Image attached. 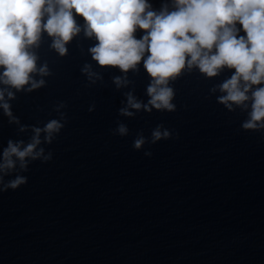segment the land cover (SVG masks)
Masks as SVG:
<instances>
[{"label":"water","instance_id":"95a60500","mask_svg":"<svg viewBox=\"0 0 264 264\" xmlns=\"http://www.w3.org/2000/svg\"><path fill=\"white\" fill-rule=\"evenodd\" d=\"M146 3L155 13L177 7L176 0ZM74 19L80 31L65 55L52 46L60 38L43 28L28 47L37 70L47 68L30 73L43 86L17 91L0 83V103L11 113L0 107V153L10 140L27 145L33 129L51 120L63 125L51 143L41 131L36 151L44 152L27 157L26 169L13 156L3 175L0 187L17 176L26 183L0 192V264H264V130L242 128L251 99L231 109L219 102L235 69L208 77L186 61L166 85L175 109H156L144 68L150 53L127 72L101 66L90 51L95 35H86L83 17ZM129 94L140 109L128 104ZM157 129L169 135L154 142Z\"/></svg>","mask_w":264,"mask_h":264},{"label":"clouds","instance_id":"9594fccd","mask_svg":"<svg viewBox=\"0 0 264 264\" xmlns=\"http://www.w3.org/2000/svg\"><path fill=\"white\" fill-rule=\"evenodd\" d=\"M55 3L56 8L52 0H0V68L3 69L0 83L17 91L29 83L28 91L43 86V80H30V73L39 71L46 75L47 68L37 70V58L29 53L28 47L36 43L43 28L49 36L60 38L54 39L52 46L60 55H65L67 42L80 31L75 13L86 21V35L94 34L98 41L90 51L99 65L127 72L135 69L145 52L150 53L144 59V68L153 78L147 88L148 105L168 111L175 109L170 102L173 89L166 85L171 77L179 76L186 61L189 68L195 65L208 77L216 76L217 69L226 65L235 72L220 85V90L227 95L219 97V102L231 109L232 103L241 106L251 99L252 111L242 128L264 130V87L252 90L264 81V0H176V10L170 13L151 11V4L146 0H55ZM237 22L241 27H236ZM137 28L145 31L141 39L133 35ZM241 31L244 36L239 35ZM116 83L120 84L119 78ZM4 91L0 89V102L4 101ZM250 91L251 97L247 95ZM8 97L12 98L13 93L8 92ZM128 104L135 109L142 107L130 94ZM148 105L143 107L151 111ZM0 107L11 115L7 103H0ZM121 113L132 114L126 109H121ZM62 127L59 121L51 120L44 129H33L35 135L27 145L10 140L0 153L3 160L0 185H3V175L15 166L13 156L26 169L27 157L35 160L44 152L43 148L36 151L41 143V131L46 133L45 141L51 143L53 133ZM118 131L124 135L127 129L120 125ZM168 135L167 131L161 133L157 129L153 132L154 142ZM143 143V138L137 139L134 147L140 148ZM44 159H51V154ZM24 183L26 178L17 176L0 187V192Z\"/></svg>","mask_w":264,"mask_h":264}]
</instances>
